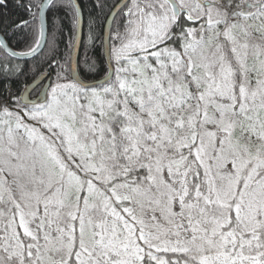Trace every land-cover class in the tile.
Wrapping results in <instances>:
<instances>
[{"label":"snow or ice","instance_id":"6c2138e0","mask_svg":"<svg viewBox=\"0 0 264 264\" xmlns=\"http://www.w3.org/2000/svg\"><path fill=\"white\" fill-rule=\"evenodd\" d=\"M10 3L0 264H264V0Z\"/></svg>","mask_w":264,"mask_h":264},{"label":"trees","instance_id":"16d2710c","mask_svg":"<svg viewBox=\"0 0 264 264\" xmlns=\"http://www.w3.org/2000/svg\"><path fill=\"white\" fill-rule=\"evenodd\" d=\"M80 2L82 3V5L84 6V29H83V40L86 42L87 39V21H88V12L91 10L92 8V0H80ZM10 12L13 14V18H20L21 16L24 15L23 11H18L15 7H14V0H11L10 6H9ZM58 16L61 17V22L63 23V34H57L58 35V39L60 42V48L61 50L64 49L65 46V42L67 39V36L69 34L68 29H69V21L68 19L65 17L63 12H59L57 14ZM81 57H83V48H81Z\"/></svg>","mask_w":264,"mask_h":264},{"label":"water","instance_id":"95a60500","mask_svg":"<svg viewBox=\"0 0 264 264\" xmlns=\"http://www.w3.org/2000/svg\"><path fill=\"white\" fill-rule=\"evenodd\" d=\"M83 28H84V18H83ZM83 28H82V33L77 37L78 40L83 39Z\"/></svg>","mask_w":264,"mask_h":264}]
</instances>
